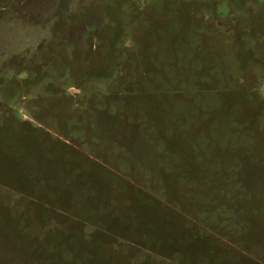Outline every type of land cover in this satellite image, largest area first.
<instances>
[{"label": "rangeland", "instance_id": "obj_1", "mask_svg": "<svg viewBox=\"0 0 264 264\" xmlns=\"http://www.w3.org/2000/svg\"><path fill=\"white\" fill-rule=\"evenodd\" d=\"M0 264H264V0H0Z\"/></svg>", "mask_w": 264, "mask_h": 264}]
</instances>
